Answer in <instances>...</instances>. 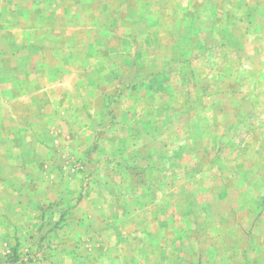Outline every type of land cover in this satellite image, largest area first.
<instances>
[{
  "label": "rangeland",
  "instance_id": "obj_1",
  "mask_svg": "<svg viewBox=\"0 0 264 264\" xmlns=\"http://www.w3.org/2000/svg\"><path fill=\"white\" fill-rule=\"evenodd\" d=\"M0 264H264V0H0Z\"/></svg>",
  "mask_w": 264,
  "mask_h": 264
}]
</instances>
